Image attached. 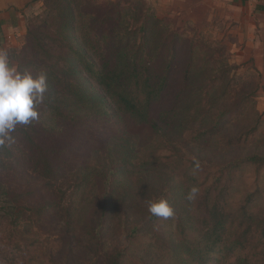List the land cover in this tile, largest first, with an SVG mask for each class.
Segmentation results:
<instances>
[{
    "label": "rangeland",
    "instance_id": "rangeland-1",
    "mask_svg": "<svg viewBox=\"0 0 264 264\" xmlns=\"http://www.w3.org/2000/svg\"><path fill=\"white\" fill-rule=\"evenodd\" d=\"M222 1L34 0L23 11L8 9L23 17L21 27L11 30L14 35L3 39V45L0 43L14 66L34 76L38 74L24 66L26 57L20 52L29 31H41L43 39L63 38L80 48L98 70L122 59L118 51L123 45L127 47L126 55L131 56L141 50L144 41L146 54L126 57L136 61L129 65L128 73L135 68L140 80L147 78L150 87L162 93V98L151 104L157 130L136 125L132 128L102 88L86 73L81 74L80 81H87V89L104 101L106 115L97 121H77L62 136L67 146L72 143L76 159L66 169L67 176L53 189L47 184L49 180L34 179L33 173L17 181L22 190L33 189L27 195L28 205L48 204L39 226L20 227L10 233L14 242L23 243L19 244L20 264H57L64 260L69 264H104L110 252L122 247L128 248L130 256L125 264H195L190 252L182 251V245L187 244L193 251L203 249L205 259L225 251L228 231L217 239L201 236L203 220L190 218L197 207L182 195L185 187L176 176L192 158L219 165L252 154L264 155V44L250 48L238 39V34L242 36L244 32L238 29L239 24L229 21ZM142 22L143 40L138 30ZM255 34L264 42V34ZM191 57L192 78L187 91L174 103ZM115 65L121 68L119 63ZM166 71V87L161 90ZM213 75L235 77L236 82L227 91L221 88L224 93L219 99L203 102L200 115H191V98L201 96L206 80ZM138 87L130 81L129 88L141 98L143 93ZM237 101L244 109L240 117L217 130L211 142H193V128L209 129L211 116ZM39 112L36 123L61 129L41 107ZM254 123L258 125L254 140L249 138L244 146L227 144V139ZM184 153L187 155L180 159ZM249 168L239 173L241 188L253 179L254 172ZM109 171L111 180L104 185L102 179ZM259 185L264 191V179ZM109 186L110 192L106 190ZM158 197L167 199L174 212L160 222L148 219L147 207L150 200ZM257 203L264 207V201L257 199ZM177 219L187 224L184 231L189 239L180 237ZM35 240L37 249L29 250L36 247L29 248ZM217 250L218 254H214ZM225 254L224 264H228L233 253Z\"/></svg>",
    "mask_w": 264,
    "mask_h": 264
},
{
    "label": "trees",
    "instance_id": "trees-1",
    "mask_svg": "<svg viewBox=\"0 0 264 264\" xmlns=\"http://www.w3.org/2000/svg\"><path fill=\"white\" fill-rule=\"evenodd\" d=\"M144 22L138 28L141 40L145 31ZM49 34L55 36L52 32ZM42 36L41 31H29L27 41L20 52L23 53L21 56L26 57L25 67L35 70L38 74L41 72L47 74V101L41 108L55 120V124H60L61 129L57 131L53 126L46 127L36 121L29 125H18L16 131L12 133L14 142L0 149V264L21 263L22 248L19 244L23 243L14 242L10 233L20 227L39 226L42 215L45 216V212L48 211V204L28 205L27 195L32 193L33 189L22 190L17 181L33 173L34 179L49 180L51 182L48 181L47 184L54 188L61 178L67 176L66 169L74 164L73 161L76 159L71 147L72 143L67 146L62 136L69 133V128H72L77 121L88 118L97 121L106 115L105 103L101 97L93 95L87 89V81H80L83 72L110 97L124 119H128L132 128L136 125L140 128L147 126L149 130H157L152 120L151 104L154 100L162 98L161 91L151 88L147 78L140 80L135 68L128 73L129 65L136 61L133 59L132 62L128 61L126 57L137 58L140 52L146 54L147 46L144 41L141 50L134 51L131 56L126 55L127 47L123 45L118 51L122 54V59L116 61L112 67L106 63L102 70H98L80 48L74 47L58 36H55L57 39L49 37L43 39ZM192 60L193 57L189 59L184 69L181 85L174 95V103H177L187 91V84L192 78ZM116 63H119L121 68L117 69ZM79 66L81 69H78ZM167 79L168 71L163 74L161 90L166 87ZM130 81H133L135 86H139L138 89L143 93V97L139 98L138 93L129 88ZM235 82V77L229 79L223 75L209 77L205 82L207 87L201 96L196 95L191 98L192 105L188 111L193 116L200 115L203 102L219 99L224 90L233 87L232 83ZM221 88L224 90L220 91ZM243 100L244 98L238 101ZM238 101L233 102L231 107L219 109L213 114L211 116L213 123L209 129L208 127L193 128L194 131L191 133L193 142H211L217 130L240 117L244 109ZM257 126L254 123L237 136L230 137L226 140L227 144L244 146L249 138L254 140ZM186 155L187 153L180 154L179 158L184 159ZM246 167L253 170L254 176L246 187L241 188L238 184L239 173ZM110 174L109 171L102 179L104 185L109 184ZM176 176L182 188L185 187L182 193L184 197L191 187L195 186L199 189L196 198L191 201L197 207V211L191 213L190 218L193 220L201 217L203 220L201 236H206L207 239L215 236L217 239L223 232L228 231V239H224L225 251L220 255L205 259L203 249L193 251L187 244L182 245L184 247L182 251L190 252L189 256H193L195 264L208 262L224 264L225 252L233 253V259L228 264H264V207L257 203V199L264 201V191L259 185L264 179V155L252 154L219 165L192 158L186 161L185 166L180 167ZM109 187L106 190L110 192L112 186ZM148 219L159 222L166 220L151 214ZM184 224L177 219L180 237L189 239L184 231L187 224L185 226ZM136 228L133 227L132 230L137 232ZM24 246L27 247L26 244ZM31 246L36 247L29 250L35 251L38 247L37 240L33 241L29 248ZM218 252L219 250L213 253L218 254ZM129 257L128 248L122 247L110 252L104 264H125V260ZM49 264L56 263L49 261ZM57 264H69V262L57 261Z\"/></svg>",
    "mask_w": 264,
    "mask_h": 264
},
{
    "label": "clouds",
    "instance_id": "clouds-1",
    "mask_svg": "<svg viewBox=\"0 0 264 264\" xmlns=\"http://www.w3.org/2000/svg\"><path fill=\"white\" fill-rule=\"evenodd\" d=\"M47 74L33 75L14 66L6 49L0 48V149L14 142L18 125H29L40 120L39 109L47 101ZM199 189L191 187L186 198L192 201ZM152 216L168 219L174 215L167 199L161 197L148 202Z\"/></svg>",
    "mask_w": 264,
    "mask_h": 264
},
{
    "label": "crops",
    "instance_id": "crops-1",
    "mask_svg": "<svg viewBox=\"0 0 264 264\" xmlns=\"http://www.w3.org/2000/svg\"><path fill=\"white\" fill-rule=\"evenodd\" d=\"M222 6L226 8L227 18L230 16L229 21L239 24L238 29L244 32L242 36L238 34L239 40L250 48L264 44L262 36L255 34L257 31L264 34V0H223ZM21 18V13L12 9L0 13L1 45L3 39L6 41L14 35L11 30L21 27Z\"/></svg>",
    "mask_w": 264,
    "mask_h": 264
},
{
    "label": "water",
    "instance_id": "water-1",
    "mask_svg": "<svg viewBox=\"0 0 264 264\" xmlns=\"http://www.w3.org/2000/svg\"><path fill=\"white\" fill-rule=\"evenodd\" d=\"M32 1L34 0H0V12L6 11L9 8L23 11Z\"/></svg>",
    "mask_w": 264,
    "mask_h": 264
}]
</instances>
